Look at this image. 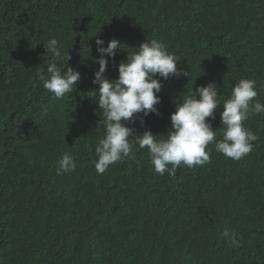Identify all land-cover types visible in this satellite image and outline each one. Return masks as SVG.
I'll list each match as a JSON object with an SVG mask.
<instances>
[{
    "label": "trees",
    "instance_id": "16d2710c",
    "mask_svg": "<svg viewBox=\"0 0 264 264\" xmlns=\"http://www.w3.org/2000/svg\"><path fill=\"white\" fill-rule=\"evenodd\" d=\"M50 38L81 76L60 99L37 76ZM97 38L123 44L108 59V79L118 77L126 46L152 39L189 72L156 77L159 115L125 122L136 134L166 139L176 104L209 83L220 99L208 118L217 140L240 79L256 81L264 104V0H0V264H264V113L243 122L257 140L239 160L212 143L210 162L161 176L148 149L133 144L134 157L97 174L105 131L90 92ZM65 152L77 167L57 175Z\"/></svg>",
    "mask_w": 264,
    "mask_h": 264
},
{
    "label": "clouds",
    "instance_id": "9594fccd",
    "mask_svg": "<svg viewBox=\"0 0 264 264\" xmlns=\"http://www.w3.org/2000/svg\"><path fill=\"white\" fill-rule=\"evenodd\" d=\"M95 43L98 58L93 62L99 67L93 74L92 83L98 87L90 92L91 99L102 112L103 119L99 124L105 130L95 148L97 174L105 173L110 165L125 158L134 157L133 144L140 149H148L153 169L161 176L165 173L175 175L181 165L192 168L210 162L208 146L212 143L218 153L233 160L241 159L252 150L257 136L243 122L250 115L264 113V104L256 100L258 92L255 80L240 79L233 85L231 97L224 101L220 112L223 139H216L217 132L208 121V118H214V111L220 108L215 83L196 87L195 91L191 89L190 94L176 104L175 111L170 114L167 138L156 139L157 135H153L150 130L136 134L125 122L133 123L136 116L142 114V124L143 117L150 113L159 115L155 106L160 102L158 93L162 83L156 77L164 80L169 76L188 77L189 72L177 67L180 58L169 52L163 42L152 39L144 41L137 48L124 45L129 49L126 51V62L122 61L118 65L116 79H108L104 75L108 59L122 51L123 44L115 38L109 40L106 47L102 39L97 38ZM43 45L45 54L51 58L46 73L41 71L37 74L44 89L57 99L73 94L81 76L79 71L67 66L68 52L62 50L56 38L48 39ZM133 134L136 136L134 141L131 139ZM57 164V175L73 172L77 167L74 156L68 152L61 155ZM222 235L230 246H240L235 232L226 230Z\"/></svg>",
    "mask_w": 264,
    "mask_h": 264
}]
</instances>
